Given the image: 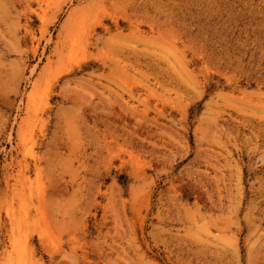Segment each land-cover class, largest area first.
<instances>
[{
    "label": "rangeland",
    "instance_id": "374dc122",
    "mask_svg": "<svg viewBox=\"0 0 264 264\" xmlns=\"http://www.w3.org/2000/svg\"><path fill=\"white\" fill-rule=\"evenodd\" d=\"M0 264H264V0H0Z\"/></svg>",
    "mask_w": 264,
    "mask_h": 264
}]
</instances>
